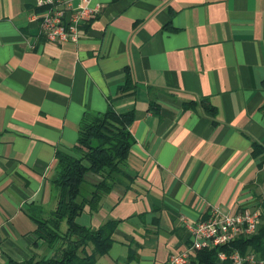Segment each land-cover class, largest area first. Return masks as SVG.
<instances>
[{
    "label": "crops",
    "instance_id": "crops-1",
    "mask_svg": "<svg viewBox=\"0 0 264 264\" xmlns=\"http://www.w3.org/2000/svg\"><path fill=\"white\" fill-rule=\"evenodd\" d=\"M36 1L0 0V264L47 254L27 206L53 208L55 152L72 154L82 114L108 101L133 109V143L75 218L118 221L94 264H164L187 243L179 216L211 206L264 222V0H90L96 16L61 43L38 32ZM125 69L134 88L118 94Z\"/></svg>",
    "mask_w": 264,
    "mask_h": 264
},
{
    "label": "trees",
    "instance_id": "trees-1",
    "mask_svg": "<svg viewBox=\"0 0 264 264\" xmlns=\"http://www.w3.org/2000/svg\"><path fill=\"white\" fill-rule=\"evenodd\" d=\"M43 9L39 7L37 11ZM133 88L134 83L125 69L123 82L116 91L126 94ZM198 102L213 113L205 98ZM193 105V101L184 103L187 108ZM148 107H154L152 101ZM133 119L132 108L118 111L111 101L103 111L82 114L71 146L73 153L55 152L54 174L50 179L55 201L53 208L44 212L40 205L32 203L26 209V215L34 225L33 233L42 241L47 254L20 262L8 259L5 264H94L98 256L108 251L118 221L109 218L93 228L78 224L75 218L84 210L95 212L102 197L112 189L115 179L123 174L133 143L129 132ZM88 173L97 176L96 180H86ZM232 250L240 254L253 251L264 259V222L254 233L238 236L227 245L196 251L190 264H215L217 251L229 253Z\"/></svg>",
    "mask_w": 264,
    "mask_h": 264
},
{
    "label": "built area",
    "instance_id": "built-area-1",
    "mask_svg": "<svg viewBox=\"0 0 264 264\" xmlns=\"http://www.w3.org/2000/svg\"><path fill=\"white\" fill-rule=\"evenodd\" d=\"M36 3L44 6L37 16L38 32L51 43L76 41L78 25L94 18L99 11V5L91 6L90 0H76L75 6L70 0H37ZM179 221L187 233V244L170 253L164 264H190L198 250L227 245L238 236L254 233L259 223V211L243 207L235 213L225 214L211 206L204 219L187 220L180 215ZM215 264H264V259L253 251L244 254L237 250L217 251Z\"/></svg>",
    "mask_w": 264,
    "mask_h": 264
},
{
    "label": "rangeland",
    "instance_id": "rangeland-1",
    "mask_svg": "<svg viewBox=\"0 0 264 264\" xmlns=\"http://www.w3.org/2000/svg\"><path fill=\"white\" fill-rule=\"evenodd\" d=\"M62 227H64V224H63V226Z\"/></svg>",
    "mask_w": 264,
    "mask_h": 264
}]
</instances>
